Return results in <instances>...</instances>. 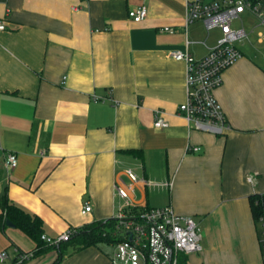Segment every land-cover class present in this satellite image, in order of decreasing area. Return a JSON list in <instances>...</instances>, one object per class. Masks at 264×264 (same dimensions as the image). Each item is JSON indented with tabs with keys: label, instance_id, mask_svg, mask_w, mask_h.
<instances>
[{
	"label": "crops",
	"instance_id": "1",
	"mask_svg": "<svg viewBox=\"0 0 264 264\" xmlns=\"http://www.w3.org/2000/svg\"><path fill=\"white\" fill-rule=\"evenodd\" d=\"M186 1L0 0V200L57 237L116 218L120 186L140 208L171 205L195 219L202 249L187 264H261L252 199L264 193V23L250 11L233 21L242 56L215 91L231 125L216 135L178 114L185 63L171 51L200 59L222 37L202 20L187 24ZM142 3L148 15L136 22L129 10ZM157 111L168 127H154ZM8 152L18 154L10 172ZM4 212L0 203V264L18 251L35 254L21 264H53L59 250L2 226ZM115 249L71 246L58 264H110Z\"/></svg>",
	"mask_w": 264,
	"mask_h": 264
},
{
	"label": "built area",
	"instance_id": "2",
	"mask_svg": "<svg viewBox=\"0 0 264 264\" xmlns=\"http://www.w3.org/2000/svg\"><path fill=\"white\" fill-rule=\"evenodd\" d=\"M186 8L187 24L202 20L208 29L218 27L222 37L200 59L188 51H171L176 60L185 63L186 100L179 106L178 114L188 121L190 127L225 135L231 125L215 91L223 82V72L242 56L235 42L244 32L235 30L232 27L233 21L244 12L250 11L264 23V0H187ZM147 15L148 6L145 3L129 10V16L136 22L143 21ZM6 29V21L0 19V32ZM165 30L173 31L169 28ZM155 116V128L169 126L163 111H157ZM188 148L193 151L200 150V147ZM17 166L18 154L8 152L5 156V168L10 172ZM126 173L133 181L137 180L132 169H126ZM249 179L253 180V177ZM116 190L124 199L116 216L122 240L116 244L110 264H179L181 255L202 249V233L193 217L177 214L171 205L140 208L130 196V189L116 186ZM255 206L259 240L264 253V193L258 195ZM92 209L91 202L86 201L82 214H88ZM75 233L77 228H70L57 237L43 234L42 239L47 245L56 246L69 241ZM34 256L32 251H18L15 264L24 263ZM0 257L7 258L8 254L4 251Z\"/></svg>",
	"mask_w": 264,
	"mask_h": 264
},
{
	"label": "trees",
	"instance_id": "3",
	"mask_svg": "<svg viewBox=\"0 0 264 264\" xmlns=\"http://www.w3.org/2000/svg\"><path fill=\"white\" fill-rule=\"evenodd\" d=\"M257 198L258 195L252 199V209L255 219L257 217V208L255 206ZM0 203L5 211L1 216L2 226H5L6 220L9 219L16 227L20 228L36 242H38L40 250H59L60 254L53 264H58L63 257L64 250L71 246L76 249H83L90 246H97L99 243L116 245L122 240V236L118 228V219L110 218L77 228V233H75L69 241L62 242L56 246H49L42 239V235L45 233L43 228L44 223L39 216L31 213L21 206L10 203L6 198H2ZM179 264H187L186 255L180 256ZM261 264H264V261Z\"/></svg>",
	"mask_w": 264,
	"mask_h": 264
},
{
	"label": "water",
	"instance_id": "4",
	"mask_svg": "<svg viewBox=\"0 0 264 264\" xmlns=\"http://www.w3.org/2000/svg\"><path fill=\"white\" fill-rule=\"evenodd\" d=\"M6 224H7L8 226H10V227H15V224H14L13 222H11L9 219L6 220ZM131 238H132V236L130 235V236H129V239H131Z\"/></svg>",
	"mask_w": 264,
	"mask_h": 264
},
{
	"label": "rangeland",
	"instance_id": "5",
	"mask_svg": "<svg viewBox=\"0 0 264 264\" xmlns=\"http://www.w3.org/2000/svg\"><path fill=\"white\" fill-rule=\"evenodd\" d=\"M202 243V242H201ZM109 250L112 252L113 246H109Z\"/></svg>",
	"mask_w": 264,
	"mask_h": 264
}]
</instances>
